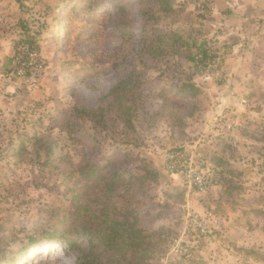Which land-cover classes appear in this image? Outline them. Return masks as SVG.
Wrapping results in <instances>:
<instances>
[{"label": "rangeland", "instance_id": "obj_1", "mask_svg": "<svg viewBox=\"0 0 264 264\" xmlns=\"http://www.w3.org/2000/svg\"><path fill=\"white\" fill-rule=\"evenodd\" d=\"M235 3L247 6L0 0V264L99 252L70 215L77 194L114 174L110 213L149 236L146 264H264V69L251 66L246 15L221 12ZM117 84L121 107L107 96ZM167 151L178 166L202 159L218 185L182 184Z\"/></svg>", "mask_w": 264, "mask_h": 264}, {"label": "trees", "instance_id": "obj_2", "mask_svg": "<svg viewBox=\"0 0 264 264\" xmlns=\"http://www.w3.org/2000/svg\"><path fill=\"white\" fill-rule=\"evenodd\" d=\"M33 42V41H31ZM193 45V43L191 44ZM205 45L201 43L202 46ZM190 59H194L192 56H188ZM207 57V50L203 49L201 52L200 62L204 61ZM122 90L119 84L110 88L107 96L110 97V104L115 103L118 107L127 101V94L121 93ZM121 94H120V93ZM121 107V106H120ZM122 118L124 123H129L128 109L123 110ZM91 168V167H90ZM115 175V174H114ZM114 175H103L97 183L91 188H84L79 194L75 201V210L70 215L71 218L80 220L81 222L89 223L88 226H82V230L87 231L92 240V236L99 239V245L101 250L88 258L84 255V260L80 264H146L151 248L153 247L148 241V235H145L139 231L135 226L136 222L134 219L129 218L126 213L122 215L121 219L114 218L110 210H114L108 203L109 197L106 195L109 191L115 190L119 186V181L115 179ZM90 188V189H89ZM96 190L103 191L100 196H91V192ZM95 199L99 207L96 210L90 211L89 203L87 202L91 198ZM91 201V200H90ZM111 215V216H110ZM91 217L94 219L91 220ZM108 222V223H107ZM56 231H52V236ZM63 237H66L63 234ZM94 241V240H92ZM33 245V244H32ZM119 245L120 248L117 252H114L111 248ZM149 246L150 248H146ZM122 249V250H121ZM112 251L106 254V251ZM121 250V251H120ZM23 250H21V253ZM105 252V254L103 253ZM113 258V260H112ZM113 262V263H109Z\"/></svg>", "mask_w": 264, "mask_h": 264}, {"label": "crops", "instance_id": "obj_3", "mask_svg": "<svg viewBox=\"0 0 264 264\" xmlns=\"http://www.w3.org/2000/svg\"><path fill=\"white\" fill-rule=\"evenodd\" d=\"M221 1V0H216ZM247 6L245 10H238L241 6H237L236 8L229 7V10L225 8V10H221L222 13L228 12L230 15L238 14L240 12L241 15H246L248 23L247 29V40L246 47L248 50V54L251 57V66L253 68L259 66L261 63L264 69V0H245ZM242 9V8H241ZM236 34V33H235ZM236 34L235 39L233 38L235 44H239L241 42V35ZM205 44V43H204ZM250 60V59H249ZM255 61V62H254ZM261 66V65H260ZM262 68V66H261ZM261 111H262V122H261V130L264 135V87L261 89ZM255 105V102L252 106ZM256 110H259L258 108ZM254 122L253 118H251V125ZM263 144H264V136H263Z\"/></svg>", "mask_w": 264, "mask_h": 264}, {"label": "built area", "instance_id": "obj_4", "mask_svg": "<svg viewBox=\"0 0 264 264\" xmlns=\"http://www.w3.org/2000/svg\"><path fill=\"white\" fill-rule=\"evenodd\" d=\"M205 9H208L207 5L203 6ZM25 48L27 47L24 46ZM28 49V48H27ZM209 78V75L205 76V79ZM178 153L174 151H167L165 154V160L167 161V169L172 175H177L182 184H187L193 188L204 192L212 189L217 186L219 179H217L214 174V170H209L206 168L204 161L201 159V162H198V165L195 167L191 163L182 164L178 166L174 160L177 158ZM198 226L201 229V232L205 231V225L201 222H197Z\"/></svg>", "mask_w": 264, "mask_h": 264}]
</instances>
